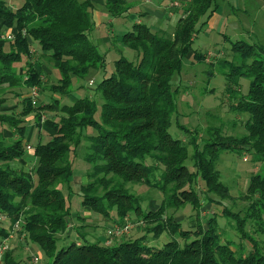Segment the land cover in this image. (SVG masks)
Masks as SVG:
<instances>
[{
	"label": "trees",
	"instance_id": "16d2710c",
	"mask_svg": "<svg viewBox=\"0 0 264 264\" xmlns=\"http://www.w3.org/2000/svg\"><path fill=\"white\" fill-rule=\"evenodd\" d=\"M100 1L110 17L125 16L131 8L129 0ZM97 3L23 0L14 8L8 0H0V89H5L0 92V210L10 222L7 228L0 222V243L22 220L25 239L40 245L48 257L46 264H264V174L250 176L242 195L247 201L244 208L222 210L233 222L238 243L225 237L218 214L210 211L224 198H233L216 167L224 151L249 153L264 170V55L256 57L261 54L256 45L237 41L232 50L241 62L219 61L224 69L229 68L231 85L237 86L241 75L251 78L247 93L231 106L247 115L242 134L225 136L222 125H210L207 140L199 137L197 127L189 139L181 140L169 131L179 90L172 89V79L182 71L202 17L209 19L217 11L218 0H188L172 34L143 22H135L133 30L122 33L123 43L135 51L136 60L125 56L115 60L114 71L105 74L98 86L103 98L100 107L87 96L70 105H60L59 99L33 105L31 96L24 95L18 113L2 110L7 91L20 96L18 89L38 86L66 97L74 77L83 78L92 68H105V56L89 37ZM6 30L15 31L13 38L6 37ZM257 45L264 53V44ZM32 47L40 54L38 59L45 57L60 72V78L44 83L41 65L32 61ZM206 54L194 52L199 62ZM250 57L253 61L248 64ZM46 111L55 112L42 120ZM31 114L38 130H49V139L39 137L30 166L23 160ZM4 125L14 131V138L5 136ZM81 149L89 165L87 181L76 192L83 208L113 225L129 221L147 232L114 241L106 234L104 240L90 241L80 232L88 225L76 223L75 239L58 245L72 234L68 230L73 210L63 189L72 190L74 158ZM189 159L193 169L187 164ZM127 183L159 190L163 198L157 208L144 207L143 198ZM188 204L196 216L187 227L183 219L166 214L170 208ZM164 232L171 236L161 247L147 242L149 234L159 238ZM244 241L251 244L250 249ZM13 251L9 247L0 255V264H19Z\"/></svg>",
	"mask_w": 264,
	"mask_h": 264
},
{
	"label": "rangeland",
	"instance_id": "374dc122",
	"mask_svg": "<svg viewBox=\"0 0 264 264\" xmlns=\"http://www.w3.org/2000/svg\"><path fill=\"white\" fill-rule=\"evenodd\" d=\"M8 1L14 8L21 6L23 3V0ZM218 4L217 11L209 19L207 16L202 17L197 26V31L192 42V50L183 59L182 71L176 74L172 79V89L175 90L179 88L176 96V113L172 115L173 122L169 128V131L174 138L181 140L189 139L191 135L194 134L191 133V131H194L197 127L199 129V137L207 140L208 126L210 125H222V134L225 136H238L244 132L243 123L245 122L247 115L240 114L239 111L231 109V106L238 101L237 99L241 94L247 93L251 78L241 75L238 78V83H236L237 86L231 85L228 76L230 72L229 68L224 69V67L219 64V61L226 59L229 61H236V63L241 62L242 58L232 50L233 43L237 41H246L250 44H255L256 51L261 52V54H257L256 57L259 58L264 55L257 45L259 43L264 44V0H218ZM136 17V10L132 9H130L125 16L110 17L104 4L101 1H98L96 9L92 12V19L95 22V25L89 33V37L97 44L99 52L105 56V68H92L85 77H74L71 92L66 97H62V95L56 93L52 94L47 90H39L38 103H47L54 99H59L60 105H70L77 99L87 96L94 99L100 107L103 103V98L102 92L98 86L105 74H110L114 71L115 60L121 56H125L133 61L136 60L135 51L125 45L122 41V33L133 30V25L137 21ZM205 20L207 22L202 23ZM173 30L174 28L169 29L165 33L172 34ZM5 33L11 34L12 30H6ZM32 48V61L47 69V71L43 72L44 83L48 84L50 81H56L60 78V72L54 67L52 69L51 66H49L50 63L45 57L38 59L40 54H38L34 47ZM197 51L204 54L207 53L203 62H199L195 59L194 52ZM252 61L253 57L246 60L248 64ZM91 81H93V83H90ZM4 90L5 89H0V92H3ZM230 90L236 93L233 95V93H230ZM17 91H19L21 96H24L30 95L31 90L20 88ZM6 96L8 99L17 100V95L10 91L6 92ZM54 112L55 111L44 112L42 120H45ZM97 117H99V112ZM32 120L33 115L31 114L27 117V121L29 122ZM31 129V125L28 124L24 138V143H28L31 146L30 149L26 148L24 155L25 160L30 166L35 160L34 148L39 141L37 129H32L33 132L30 135L29 131ZM88 131L89 133L93 132V130ZM39 132L43 141L49 139L45 130L41 128ZM189 149L191 150V148ZM84 152L85 149L79 150L77 152V157L74 158L75 172L70 182L72 190H66V188L63 189L65 196L70 200L73 210V218L70 221V228L68 230V232L72 234L66 239V241L60 240L58 243L59 246L64 242L68 244L75 239L76 232L74 226H76V223L79 225H88L84 228L85 231L80 229V232L86 234L94 233L92 235L93 239L95 238L94 240L87 235L90 241H95L96 237L101 235L103 236L102 240H104L108 228L113 226L111 221L106 220L100 214L90 212L83 208L80 197L76 193L80 185L87 181L85 173L88 170L89 165L84 161ZM187 164L190 169H193L191 159L187 160ZM216 167L220 171L222 181L229 187L230 194L233 198H224V201H221L218 206H212L213 209H210V211L211 213L213 211L218 214L217 218L219 226L225 237L231 238L238 243L239 237L232 226L233 222L222 214V210L224 207L233 208L235 210L244 208L247 201L242 198V195L248 185L250 176L255 172L264 174V170H261L260 164H256L253 161L251 154L229 150L224 151L220 155ZM90 180L91 179H89V181ZM199 183L203 185L204 182L200 181ZM126 187L143 198L144 207L156 209L158 203L163 198V194L159 190L143 184L127 183ZM212 196L216 197V195ZM204 213L206 214L207 212ZM166 214L168 216L172 215L176 218L183 219V226L187 227L191 218L195 219L196 210L188 204L180 208H170L167 210ZM77 216H83L84 220ZM133 218L135 219V217ZM131 223L133 227L129 232L124 233L120 237H114L112 240H119L124 236L126 238H135L148 230L143 227L139 229L136 223ZM2 225L6 228L9 227V220H3ZM248 229L255 238L257 237L260 239V234L255 233L254 229L249 228V226ZM23 233L24 232H20V234L16 235L17 237L15 236L13 238L10 245L14 250L13 253L15 258L19 260V264H34V256L39 258L37 264H46L48 257L45 255L40 245L30 239L27 241L25 239V233V236L21 239V234ZM170 236L171 235L166 232H164L159 238H155L152 234H149L147 242H149L150 245L161 247ZM17 239L21 240V242L19 240V244ZM244 246L246 249H250L251 244L244 241Z\"/></svg>",
	"mask_w": 264,
	"mask_h": 264
},
{
	"label": "crops",
	"instance_id": "0c3cea01",
	"mask_svg": "<svg viewBox=\"0 0 264 264\" xmlns=\"http://www.w3.org/2000/svg\"><path fill=\"white\" fill-rule=\"evenodd\" d=\"M96 1H100V0H96ZM129 2L131 6L130 9L136 10V13H137L136 23L143 22V23H146L148 26H150L152 29L153 28L161 29L162 31L166 32L167 30L172 29V28H174L175 30V27L177 26L178 21L183 15V11H184L185 6L187 5L188 0H129ZM141 18H144V19H141ZM14 33L15 31L12 30L13 35ZM40 67L43 72L47 71V69L43 68L42 65ZM21 97L23 96L20 95V97H17V100L8 99L6 104L2 106V110L10 113V112H13V110L15 109L16 112L18 113L22 106L23 98ZM32 121L27 122V125L28 124L31 125L33 130L37 129L38 135L39 137H41L40 132H39L40 130H38V128L34 125ZM2 129L4 130V134L7 138L11 139L16 136L14 131H12V129L8 128L7 126L4 125ZM32 129L29 131L30 135L33 132ZM43 130L45 129L43 128ZM45 131L47 132L49 136V130H45ZM23 161L25 165H28L25 159ZM93 234L94 233H90L87 235L92 237ZM97 238L103 239V236L101 235L99 237H96V239ZM91 239L94 240L95 238L93 239L92 237ZM17 240L19 244L20 239H17Z\"/></svg>",
	"mask_w": 264,
	"mask_h": 264
},
{
	"label": "built area",
	"instance_id": "2783aa9c",
	"mask_svg": "<svg viewBox=\"0 0 264 264\" xmlns=\"http://www.w3.org/2000/svg\"><path fill=\"white\" fill-rule=\"evenodd\" d=\"M5 36V35H4ZM8 39L13 38V34H8L6 36ZM90 83H93V81H91ZM30 96L32 98V103L33 105H37V103L39 102L38 100V96H39V88L38 86H34L31 89V93ZM27 149H30L31 146L28 144ZM8 220L7 215H5L1 210H0V222H2L3 220ZM22 225H23V221L19 220L18 222H16L13 227H12V231L10 233V235L7 237V239H4L1 243H0V255H2L11 245L12 239L15 237V235L20 234V232H22ZM133 227L132 223L127 221L125 224L123 225H119V224H114L113 226L109 227L107 230V235L110 237L109 241L114 238V237H120L122 236L124 233L129 232L131 230V228ZM21 239L25 236L24 233L21 234ZM109 243V242H108ZM39 261V258L37 256L33 257V263L37 264Z\"/></svg>",
	"mask_w": 264,
	"mask_h": 264
}]
</instances>
